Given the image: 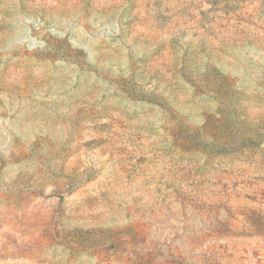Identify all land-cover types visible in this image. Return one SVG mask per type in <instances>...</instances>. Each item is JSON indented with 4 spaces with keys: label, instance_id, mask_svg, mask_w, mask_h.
<instances>
[{
    "label": "rangeland",
    "instance_id": "obj_1",
    "mask_svg": "<svg viewBox=\"0 0 264 264\" xmlns=\"http://www.w3.org/2000/svg\"><path fill=\"white\" fill-rule=\"evenodd\" d=\"M0 264H264V0H0Z\"/></svg>",
    "mask_w": 264,
    "mask_h": 264
}]
</instances>
